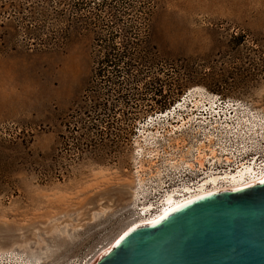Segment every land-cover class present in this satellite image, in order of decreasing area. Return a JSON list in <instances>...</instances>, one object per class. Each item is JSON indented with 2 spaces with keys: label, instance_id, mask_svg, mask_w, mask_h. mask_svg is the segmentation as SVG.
<instances>
[{
  "label": "rangeland",
  "instance_id": "1",
  "mask_svg": "<svg viewBox=\"0 0 264 264\" xmlns=\"http://www.w3.org/2000/svg\"><path fill=\"white\" fill-rule=\"evenodd\" d=\"M78 1L0 0V252L25 264L95 261L139 220L141 182L151 196L165 183L166 164L199 138L183 123L203 103H238L264 127V0H133V16L150 8L151 26L142 28L159 54L177 59L183 72L186 58L193 77L182 93L165 87L162 107L165 99L151 93L137 106L110 96L117 146L72 143L94 135L77 120L92 100L93 39L102 31L87 18L90 7L73 12ZM151 80L137 87L143 92ZM126 113L141 117L132 134Z\"/></svg>",
  "mask_w": 264,
  "mask_h": 264
},
{
  "label": "water",
  "instance_id": "2",
  "mask_svg": "<svg viewBox=\"0 0 264 264\" xmlns=\"http://www.w3.org/2000/svg\"><path fill=\"white\" fill-rule=\"evenodd\" d=\"M93 264H264V179L133 226Z\"/></svg>",
  "mask_w": 264,
  "mask_h": 264
},
{
  "label": "trees",
  "instance_id": "3",
  "mask_svg": "<svg viewBox=\"0 0 264 264\" xmlns=\"http://www.w3.org/2000/svg\"><path fill=\"white\" fill-rule=\"evenodd\" d=\"M133 0H83L82 3H75L73 12H77L81 7L88 8V19L94 21V26H101L102 31L97 32L93 39L92 56L94 63V71L92 75L93 84L88 90L92 100L81 106L79 121L82 125L81 129L86 132H93L94 135L72 136V143L79 142L82 147L95 149L117 146L116 130L121 129L117 121L110 119L115 113L111 112L109 97L114 96L116 105L137 106L138 101L147 99L148 94L160 96L165 99L161 107L167 104L165 87H168V93H182L184 87L193 77L192 70H187V64L181 61L180 67H184L187 72L178 69V61L163 57L159 54L158 48L155 47L150 39V33L143 30L151 26L150 8L142 11L141 15H131L132 11H136V7L132 5ZM94 3V4H93ZM79 4V7L77 5ZM91 4H93L91 6ZM100 11L96 13L95 11ZM74 13V14H75ZM103 16H102V14ZM137 13V12H136ZM106 14L108 17H104ZM103 17V18H102ZM141 24V28L140 25ZM66 40L67 37H61ZM236 45L242 47L246 43V36L240 34L235 36ZM60 40V39H59ZM63 42V41H60ZM264 66V58L259 59ZM183 63V64H182ZM264 73V68L260 69V74ZM166 76L167 79L162 81L158 76ZM152 77L153 80L146 81L144 91L141 92L137 87L138 82H143L146 78ZM183 80V81H182ZM97 82L99 85H94ZM216 86V85H215ZM214 91L219 90L217 83ZM115 87V88H113ZM112 94V95H111ZM161 102V99H155ZM164 109V108H163ZM81 114L92 115L85 121ZM130 113L124 114L123 123L132 134L137 125L139 116H131ZM89 117V116H88ZM106 130H105V129ZM126 129V128H125ZM127 130V129H126ZM110 131V132H109ZM116 141V142H115ZM131 141V138L128 139ZM84 149V148H82Z\"/></svg>",
  "mask_w": 264,
  "mask_h": 264
},
{
  "label": "built area",
  "instance_id": "4",
  "mask_svg": "<svg viewBox=\"0 0 264 264\" xmlns=\"http://www.w3.org/2000/svg\"><path fill=\"white\" fill-rule=\"evenodd\" d=\"M175 108L176 107H173V109ZM198 109L199 110H194L192 112L193 119L191 124L185 127L199 137L196 138V141L193 143L195 146L192 145V148H190V146L187 148L185 147V154H189V157H185V159L193 162L195 166L191 167L187 164L181 165V163L177 162L178 168H173V161L179 159L180 162L181 156L178 155L172 158L169 164H166L168 168L165 167L166 170L163 172L165 175V183L162 187L157 191H154L153 194L147 198H145L146 191L141 193V207L139 211L141 217L148 215V211H144L142 208L144 202H152L155 207L154 209L159 210L161 207V198L167 193V191H173L175 187L177 188L187 183L192 186L193 190L196 189L197 185L202 182L209 169L214 168L213 170L218 173H229L231 171H236L239 167H243V165H246L247 163H251L256 167L255 169L264 170V141L262 140V136L264 135L261 131L259 134L255 135L252 133L245 134V131L249 133L248 126L240 128V123L237 121V116H239V114L237 115V110H244L241 113V116L247 114V117L251 118H253V113L255 111L249 112V110L252 109L243 108L238 103L224 101L218 97H214L212 102L208 101L207 103H203ZM201 112L202 114H200ZM258 122L261 124L260 121ZM238 127L244 133V139L241 134L237 133ZM231 140H234V143H232ZM240 145H243L240 147V150L242 151L233 148V151L237 153V155L233 156V160L228 161L225 159L227 152L224 154L221 151V146H227V148H229L232 146L238 147ZM213 147L219 150V154H224L221 159L220 157H212V155H210L211 148ZM195 148L196 151L194 152ZM199 151L206 154L209 153V157L205 160L204 165L201 166L197 159V153ZM228 154L230 155V153ZM175 169L180 170V172L182 171V173L178 175V172ZM171 170L175 173L170 172ZM173 179H179V181L177 180L176 184H174V182H172ZM152 189L155 190L154 188ZM2 254H0V264H10V260L15 258L13 254ZM75 264L79 263L76 262Z\"/></svg>",
  "mask_w": 264,
  "mask_h": 264
},
{
  "label": "bare ground",
  "instance_id": "5",
  "mask_svg": "<svg viewBox=\"0 0 264 264\" xmlns=\"http://www.w3.org/2000/svg\"><path fill=\"white\" fill-rule=\"evenodd\" d=\"M212 100L213 99H210L209 101L212 102ZM195 104L198 105V103H195ZM237 111H238L237 115L239 114V116H237V121H238V123H240L239 127L241 128L243 126L244 127L248 126V128H249V133H247L245 131V134L252 133L255 135V134H259L261 131L262 134L264 135V127L262 124L259 125V123H258V121L263 122L262 119L260 118V115H258L257 113L254 112L253 118H251V117H247V114H244L243 116H241V113L244 110H237ZM249 112H252V110H249ZM200 114H202V112ZM192 119H193V117H188L187 121L191 122ZM184 121H186V120L184 119L182 122H184ZM186 122L183 123V126H185V127H187L185 125ZM239 127L237 130V133L241 134L242 138L244 139V133L239 129ZM250 138H252V137H250ZM253 140H254V138H253ZM233 141L234 140H231L232 143H234ZM241 146H243V145H240L238 147L232 146L229 148H227V146H221V151L224 154H226V152H227L225 159H227L228 161H231V160H233V156L237 155V153L233 151V148L237 149L238 151H242V150H240ZM243 150H245V149H243ZM228 153H230V155ZM224 154H219V150L214 148V147L211 148L210 155H212V157H220V159H221V157ZM185 157L188 158L189 154L188 153L185 154ZM185 157H180V159H181L180 162H179V159L173 161V163H174L173 168H178V163H181V165L187 164L191 167L195 166V164L193 162H191L188 159H185ZM208 157H209V153L206 154V153H203L201 151H199L197 153V159L200 163V166L204 165L205 160ZM255 168L256 167H254L251 163H247L246 165H243V167H239V169H237L236 171H231L229 173L228 172L218 173V172H215L213 170L214 168L209 169V171H207L206 175L204 176V179L202 180V182H200L197 185L196 189L193 190L192 186L189 183H187V184H184L180 187H177V188L175 187L173 191H167V193L161 198V203H160L161 207L159 208V210L154 209L155 207H154L152 202H144L142 208L144 211H148V213H147L148 215L145 217H141V216L138 217L139 220L135 221L133 224H131L124 232L121 233V235H119V237L114 242H116L131 227L136 226V225L147 224V223H154V222L158 221L159 219H161L162 217H164L165 215H167L168 213H170L175 208L179 207L180 205H182V204H184V203H186V202H188V201H190V200H192L198 196H201V195L213 192V191L224 190V189H238L241 187L248 186V185L255 183L257 181L263 180L264 179V170H259V169H255ZM162 178H164V176H162L160 179L161 181H164ZM174 184H176V183L174 182ZM144 191H145V188L143 187L142 182H141V193H143ZM184 192H186V193L189 192V193H187V195H186V193H184ZM135 195H136V192H135ZM114 242H113V244H114ZM110 247H108L102 253L107 251ZM2 253L3 252H0V254H2ZM15 258L16 259L10 260V264H25L24 259L21 255H20V257H15ZM18 258H20V260ZM95 261H92L89 264H93Z\"/></svg>",
  "mask_w": 264,
  "mask_h": 264
}]
</instances>
